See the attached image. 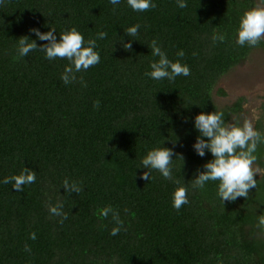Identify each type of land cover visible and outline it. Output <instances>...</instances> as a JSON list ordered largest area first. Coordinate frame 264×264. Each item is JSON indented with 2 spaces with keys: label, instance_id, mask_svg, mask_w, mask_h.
I'll return each mask as SVG.
<instances>
[{
  "label": "trees",
  "instance_id": "trees-1",
  "mask_svg": "<svg viewBox=\"0 0 264 264\" xmlns=\"http://www.w3.org/2000/svg\"><path fill=\"white\" fill-rule=\"evenodd\" d=\"M185 2L179 8L177 0H152L156 7L143 12L133 11L127 0L0 5V264H264V230L257 227L264 214V145L256 152L257 188L247 198L223 203L219 181L192 188L214 158L208 149L201 157L193 147L196 115L222 111L226 123L242 125V99L219 107L213 96L225 74L254 49H264V40L256 47L237 43L240 18L256 0ZM133 25L140 26L138 35L129 37L125 30ZM51 27L58 40L73 27L85 45L96 39L100 62L66 85L60 77L67 59L50 61L39 48L18 56L20 36L39 47L48 41L30 29ZM100 32L107 33L104 39ZM214 34H223L224 41L214 42ZM153 40L191 74L174 81L146 76L159 60L151 52ZM129 41L131 51L123 47ZM216 93L225 94L222 88ZM254 127L264 132L263 120ZM160 147L177 154L172 174L188 189L189 203L179 211L173 193L180 185L158 170H151L149 181L141 178L148 171L142 159ZM25 167L35 171L33 184L16 192L3 183ZM65 179L82 191L66 193ZM57 203L66 219L50 213ZM107 206L124 222L116 236L110 235L111 214H100Z\"/></svg>",
  "mask_w": 264,
  "mask_h": 264
},
{
  "label": "clouds",
  "instance_id": "clouds-1",
  "mask_svg": "<svg viewBox=\"0 0 264 264\" xmlns=\"http://www.w3.org/2000/svg\"><path fill=\"white\" fill-rule=\"evenodd\" d=\"M113 5L119 4L120 0H110ZM4 0H0V5ZM127 4L133 11L143 12L155 8L156 5L152 0H127ZM179 8H186L185 0H177ZM139 25H133L125 30L129 37L138 35ZM30 31L41 41H48L42 46L29 39L28 36H20L18 40V56L25 57L36 49H40L46 54L48 60L56 58L67 59L70 63L65 67L60 79L64 84H70L76 81V73L86 71L90 67H94L100 62V55L96 49V39H89L85 45L84 36L72 28L67 32L60 33L59 40L55 32L56 29L51 27L47 32H40L39 29L32 28ZM106 32L98 33L99 39L106 37ZM213 41L223 42L225 36L223 34H214ZM264 40V7H253L243 13L239 22L237 43L243 47H256ZM126 50H132V43L129 41L123 43ZM151 52L153 56H158V61L150 63L152 71L146 72L145 75L154 80L168 79L174 81L177 76H189L190 68L187 65L181 64L179 61L173 62L156 40L151 41ZM178 56L183 57V50L178 51ZM83 83V77L80 78ZM86 86V85H85ZM94 107H99V101H96ZM255 120H260L258 113H253ZM194 127L198 130L199 135L193 147L197 154L201 157L205 155V149H208L212 156L204 165V171H199V174L192 181V188L203 190L209 181H219L218 195L224 202L235 201L238 198H247L250 190L257 188L256 174H260V169L255 167L257 161V149L260 145H264V132L257 130L251 120H245L242 125L236 123H226L224 113L222 111L200 112L194 120ZM203 137H207L204 139ZM176 156L171 148L160 147L153 149L147 153L142 159L143 168L148 171L141 174V178L149 181L151 178V170H158L166 180L180 185V181L175 179L172 174L173 157ZM181 156V155H180ZM183 159V157L181 156ZM36 181L35 171L25 167L20 174L5 177L4 184H12L16 192H22L25 185L33 184ZM66 193L75 192L79 194L82 187L79 183L65 179L62 183ZM189 203L188 189L180 185L173 193V207L179 211L183 205ZM63 204L57 203L55 206H50L49 211L52 215L67 218V213L62 211ZM100 214L103 218H107L111 214L115 226L111 229L110 235L116 236L123 227V220L120 218L119 211L111 206L100 209ZM61 219L60 223H63ZM257 227L264 230V214L258 217ZM30 239L35 240L36 234L31 233ZM25 250L30 251L28 245H25Z\"/></svg>",
  "mask_w": 264,
  "mask_h": 264
},
{
  "label": "rangeland",
  "instance_id": "rangeland-1",
  "mask_svg": "<svg viewBox=\"0 0 264 264\" xmlns=\"http://www.w3.org/2000/svg\"><path fill=\"white\" fill-rule=\"evenodd\" d=\"M255 7H264V2L256 0ZM218 88H222L225 94L218 95L216 93ZM214 91V102L219 107L230 104L238 98L242 99L240 113L242 124L245 120H251L255 126L257 120L253 118L254 112L260 115L264 124V110L260 107L264 95V49H254L246 60L218 81Z\"/></svg>",
  "mask_w": 264,
  "mask_h": 264
},
{
  "label": "flooded vegetation",
  "instance_id": "flooded-vegetation-1",
  "mask_svg": "<svg viewBox=\"0 0 264 264\" xmlns=\"http://www.w3.org/2000/svg\"><path fill=\"white\" fill-rule=\"evenodd\" d=\"M262 103V102H261Z\"/></svg>",
  "mask_w": 264,
  "mask_h": 264
}]
</instances>
